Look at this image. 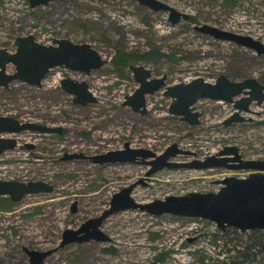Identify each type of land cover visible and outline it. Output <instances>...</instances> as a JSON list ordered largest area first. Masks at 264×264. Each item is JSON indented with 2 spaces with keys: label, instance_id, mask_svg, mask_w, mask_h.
Listing matches in <instances>:
<instances>
[{
  "label": "rangeland",
  "instance_id": "obj_1",
  "mask_svg": "<svg viewBox=\"0 0 264 264\" xmlns=\"http://www.w3.org/2000/svg\"><path fill=\"white\" fill-rule=\"evenodd\" d=\"M163 1L190 17L173 23L168 11L138 0H55L34 8L28 0H0V47L14 51L18 36L33 33L43 43L53 37L90 42L107 59L89 73L56 66L41 85L14 80L9 87L0 86V114L63 128L61 133H5L20 145L0 155V179L42 180L54 190L27 194L13 204L8 195H0V264H30L25 247L56 248L43 264H264V229L222 230L208 219L155 215L139 208L113 212L103 220L101 228L110 240L57 248L65 229L102 214L113 194L132 183L131 195L147 202L169 194L215 191L225 176L250 171L180 166L148 176L150 164L141 160L96 163L89 157L66 158V153L92 156L126 143L162 153L176 143L187 150L170 157L177 162L205 159L226 145L238 146L245 158H264V100L242 111L250 120L231 125L223 121L237 110L233 102L198 99L200 122L192 124L170 112L173 98L165 95L166 87L146 95L145 113L123 104L139 86L133 64L150 68L152 77L167 75V84L197 76L215 81L220 73L233 80L254 76L264 83V53L196 28L209 23L264 43V0ZM123 53L150 57L124 63L119 59ZM14 69L9 63L7 70ZM66 76L85 79L97 100L76 103L60 84ZM30 143L33 147L25 146Z\"/></svg>",
  "mask_w": 264,
  "mask_h": 264
},
{
  "label": "water",
  "instance_id": "obj_2",
  "mask_svg": "<svg viewBox=\"0 0 264 264\" xmlns=\"http://www.w3.org/2000/svg\"><path fill=\"white\" fill-rule=\"evenodd\" d=\"M51 0H28L32 8L48 4ZM141 4L153 10H166L169 19L175 23L181 18L188 19L190 14L182 12L163 0H138ZM202 32L217 38L228 39L246 45L264 53V43L251 35L241 34L220 28L213 24L204 23L196 26ZM107 59L90 42H76L67 37H53L51 43L38 41L33 33L20 35L16 38V49L10 51L0 47V85L9 87L14 80H22L28 84L41 85L43 78L56 66H65L71 70L91 72L103 66ZM13 63L15 69L7 70L8 64ZM139 86L135 92L127 95L124 105H131L134 110L147 112L146 95L166 87L164 93L173 98L169 107L171 113L178 114L192 124L200 122L201 111L195 109V103L200 98H211L233 102L235 110L223 123L231 125L234 122L250 120L242 111H250L253 101L262 103L264 100V83L257 77H246L233 80L227 74L220 73L215 81H209L203 76H197L189 81L167 84V75L152 77V70L142 64H133ZM62 88L74 94V101L88 104L97 100L89 88V83L70 76L63 77ZM30 130L39 133L63 131L61 126H51L36 121H21L11 116L0 114V134L18 133ZM18 145L15 136L0 135V154L6 149ZM33 147V144H26ZM187 152L176 143L170 145L162 153L147 148H132L126 143L125 148L109 150L92 156L84 153H66V158L89 157L96 163L125 162L141 160L150 164L147 175L164 167H196L209 168L223 166L230 169H248L246 176L227 175L220 180L221 187L215 191H189L183 194H169L164 198H156L147 202L136 200L131 192L135 184H130L115 192L110 206L102 214L91 217L77 228H67L62 240L57 246L62 247L71 242H85L91 239L107 241L111 237L101 228L103 220L113 212L128 208H139L151 214L170 213L178 216L201 217L215 221L226 230L236 227L242 231L249 229H264V158H245L239 147L226 145L218 153L205 159H194L189 162L170 160L179 152ZM148 157H153L148 160ZM54 190V185L42 180L21 181L15 179H0V195H8L14 201L20 200L29 193H39ZM75 209V208H74ZM54 249L37 250L25 247L30 255V264H43L45 258Z\"/></svg>",
  "mask_w": 264,
  "mask_h": 264
},
{
  "label": "trees",
  "instance_id": "obj_3",
  "mask_svg": "<svg viewBox=\"0 0 264 264\" xmlns=\"http://www.w3.org/2000/svg\"><path fill=\"white\" fill-rule=\"evenodd\" d=\"M147 57H150V53H140V54H133V53H131V54H129V53H123V54H121V56H120V60L122 61V62H130V61H138L140 58H147ZM7 197V200L9 201V203H14L13 201H12V199L10 198V197H8V196H6ZM238 230V229H237ZM256 230H258V229H256ZM229 264V263H228ZM232 264V263H231ZM233 264H240V262H238V261H235V262H233ZM242 264V263H241Z\"/></svg>",
  "mask_w": 264,
  "mask_h": 264
},
{
  "label": "built area",
  "instance_id": "obj_4",
  "mask_svg": "<svg viewBox=\"0 0 264 264\" xmlns=\"http://www.w3.org/2000/svg\"><path fill=\"white\" fill-rule=\"evenodd\" d=\"M24 131H26V130H24ZM24 131H22V132H24ZM33 132H34V131H33ZM18 133H19V132H18ZM10 134H11V133H10ZM1 135H5V136H6V135H9V134L2 133ZM13 136H14V135H13ZM18 145H20L19 140H18ZM18 145H17V146H18ZM17 146H16V147H17ZM12 149H13V148H12ZM15 149H17V148H15ZM7 150H9V149H6L5 151H7ZM5 151H4V152H5ZM0 155H1V154H0ZM218 189H219V188H218ZM218 189H217V190H218ZM184 218H188V219H205V218H201V217H187V216L184 217ZM211 221H212V220H211ZM213 222H214V221H213Z\"/></svg>",
  "mask_w": 264,
  "mask_h": 264
},
{
  "label": "flooded vegetation",
  "instance_id": "obj_5",
  "mask_svg": "<svg viewBox=\"0 0 264 264\" xmlns=\"http://www.w3.org/2000/svg\"><path fill=\"white\" fill-rule=\"evenodd\" d=\"M55 0H51L48 4L52 3ZM42 5V4H41ZM46 5V4H44ZM39 6V5H38ZM1 86V85H0ZM25 121V120H24ZM1 136H5V135H1ZM6 136H13V135H6ZM249 173V171H244L242 174H240L239 176H246Z\"/></svg>",
  "mask_w": 264,
  "mask_h": 264
},
{
  "label": "bare ground",
  "instance_id": "obj_6",
  "mask_svg": "<svg viewBox=\"0 0 264 264\" xmlns=\"http://www.w3.org/2000/svg\"><path fill=\"white\" fill-rule=\"evenodd\" d=\"M29 194H35V193H29Z\"/></svg>",
  "mask_w": 264,
  "mask_h": 264
}]
</instances>
